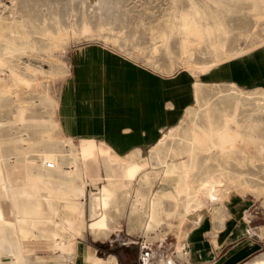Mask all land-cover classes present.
Listing matches in <instances>:
<instances>
[{
	"label": "crops",
	"instance_id": "1",
	"mask_svg": "<svg viewBox=\"0 0 264 264\" xmlns=\"http://www.w3.org/2000/svg\"><path fill=\"white\" fill-rule=\"evenodd\" d=\"M203 63L207 66L202 70L179 68L164 74L102 44L85 45L72 53L71 74L59 85L54 110L60 133L76 144L95 141L113 159L126 165L138 163L140 169L129 173L136 177L128 195L126 186L111 184L109 178L121 174H113L101 156L89 159L84 169L83 156L71 166L61 151L53 160L47 142L33 158L25 160L21 155L6 166L0 154V172H8L13 182L7 185L9 191L0 185V218L8 226L0 252H18L21 245L27 261L28 252H45L42 264H142L145 255L150 264H158L160 252H165L159 243L167 225L163 205L156 206L160 223L146 229L150 206L136 201L137 187L156 197L164 190L174 191V180L162 179L172 162H193L189 176L194 178L260 175L253 167L244 173L243 165L260 159L259 145L264 142L250 135L261 125L229 122L226 126L234 103L222 99L219 87L264 90V39ZM3 105L0 98V109ZM225 129L241 134L232 148L213 147L211 139L216 137L203 136ZM195 183L197 189L201 182ZM202 198V205L187 216L190 227L179 238L184 249L173 264H242L261 253L264 228L252 203L238 195L215 201L210 195ZM100 209L101 217L94 214ZM25 210L30 220L17 222ZM175 224H180V217ZM12 225H24L26 232L38 229L43 237L27 243Z\"/></svg>",
	"mask_w": 264,
	"mask_h": 264
},
{
	"label": "rangeland",
	"instance_id": "2",
	"mask_svg": "<svg viewBox=\"0 0 264 264\" xmlns=\"http://www.w3.org/2000/svg\"><path fill=\"white\" fill-rule=\"evenodd\" d=\"M263 39L264 0H0V98L4 103L0 109V154L4 165L19 161L21 155L25 160L33 158L47 142L51 143L53 160L59 158L61 151L67 157L68 166L77 164L81 156L84 157L83 168L89 159L104 157L106 161L103 163L112 173L121 174L110 177L113 179L111 184L118 185L126 175L130 190L136 176L131 178L129 173L139 171L138 163L126 165L113 159L108 149L99 147L95 141L76 144L59 131L54 110L59 85L71 74V54L85 45L102 44L149 69L167 74L179 68L202 70L207 66L204 61H211L217 55L236 53ZM219 89H223L220 91L222 99L234 103L226 126L229 122L254 127L261 125L260 130H251L250 136L260 137L264 142V90L246 91L233 85ZM239 105L243 106V112H240ZM204 133L206 138L214 135L216 138L211 139L213 147L220 149L226 144L232 148L236 137L241 136L238 131L232 133L230 129L216 134ZM167 135L165 133L164 137ZM220 139L223 147H220ZM259 148L260 159L243 165L244 173L253 167L260 173L258 176L194 178L189 176L193 163L187 168L188 161H184L178 162L179 171L174 172L172 178L186 179L190 198L200 206L204 194L210 195L213 201L243 196L252 203V211L259 214L258 222L264 228V144L261 143ZM172 163L164 170H170ZM234 165L235 162L233 168ZM3 172L12 185L8 172L1 171L0 176ZM198 181L201 183L195 189L193 186ZM90 189L85 201H88ZM140 191V187L135 190L136 201ZM185 198L182 194L177 202L164 198L160 203L167 225L164 238L159 241L165 251L160 252L161 263L155 256L158 264L178 263L177 256L184 249L179 238L190 227L189 219L182 223ZM101 213V209L94 212L96 215ZM26 215L29 220V214ZM178 217L179 225L175 224ZM160 220L155 223L149 218L146 229L155 228ZM10 227L17 228L27 243L43 237L38 229L26 232L24 225ZM6 232L8 226L0 218V246ZM68 242L71 248V240ZM17 247L20 248L18 252H0V264L43 263L45 252H28L27 261L26 252H22L21 245ZM14 254H17L18 261ZM71 257L67 258L72 260ZM263 257L264 249L242 264H255ZM109 264H113L112 261ZM142 264H150L148 255L144 256Z\"/></svg>",
	"mask_w": 264,
	"mask_h": 264
},
{
	"label": "bare ground",
	"instance_id": "3",
	"mask_svg": "<svg viewBox=\"0 0 264 264\" xmlns=\"http://www.w3.org/2000/svg\"><path fill=\"white\" fill-rule=\"evenodd\" d=\"M99 2V1H98ZM4 8V7H3ZM10 13V12H9ZM14 13H16V12H14ZM15 15V14H14ZM21 17V16H20ZM49 32H51L50 30H49ZM51 36V35H50ZM46 37V36H45ZM165 37H166V35H165ZM165 37H164V39H165ZM65 38V37H64ZM63 39V38H62ZM7 40V39H6ZM60 41V40H59ZM8 75V74H7ZM235 112H237V111H235ZM235 115H237V114H235ZM234 115V116H235ZM234 118V117H233ZM227 119V118H226ZM228 122V121H227ZM0 124H1V122H0ZM204 135V134H203ZM207 135H208V133H207ZM218 135V134H217ZM205 136V135H204ZM201 137H203V136H201ZM194 142H196V140H194ZM200 142V141H199ZM220 147H223V142L221 141V139H220ZM94 143V142H93ZM92 145V144H91ZM193 146H194V144H193ZM100 147V146H99ZM102 158H104V157H102ZM105 159V158H104ZM106 161V159L103 161V162H105ZM187 162V161H186ZM181 163V162H180ZM185 163V162H184ZM192 163L193 162H187L185 165H186V167L187 168H189L191 165H192ZM179 163L178 162H175V163H172V166H171V168H170V170H168V171H165L164 172V174H165V176H163V178L162 179H164V180H167V179H170V180H174L172 177L171 178H169L168 177V175H172L174 172H178L179 171V169H178V167H180L179 165H178ZM84 167V166H83ZM182 167V166H181ZM184 168V167H183ZM74 169H77L76 167L74 168ZM84 169H87V166L84 168ZM182 170V169H181ZM167 174V175H166ZM126 175H124L123 176V178L120 180V183L117 185V186H129L130 185V183H129V181L128 180H126L125 177ZM165 183V182H164ZM11 185V183L9 182V179L7 178V176H6V174H4V172L2 173V175L0 176V185H2V187H3V189L4 190H6L7 188H9V186L7 187V185ZM102 184V183H101ZM174 187H175V189H174V191H172V190H162L163 192L161 193V194H159L158 195V197H156V194H153L152 196H151V194H146V193H144V192H142V191H140V192H137V196H138V199H137V201L138 202H148V206H150V210H149V217H150V220L151 221H153V222H155V223H157V222H159V220H160V218L157 216V214H156V206H157V204H160L161 202H162V200L164 199V198H169V199H173L175 202H177L179 199H180V197H181V195L183 194V195H185V200H186V203H185V205H184V210H183V212H182V223L184 222V221H186L188 218H187V216H188V214L189 213H191L192 211H194L195 210V208L196 207H198V206H200L199 204H197L196 203V201H194L193 199H191L190 198V191H189V188H188V183H187V181H186V179H178V180H174ZM103 186V185H102ZM10 189V188H9ZM112 189V188H111ZM115 189V188H114ZM8 190V189H7ZM136 190V189H135ZM3 191V190H2ZM9 191V190H8ZM126 191V190H125ZM130 190L128 189L127 190V194H129L130 192H129ZM81 192H82V190H81ZM113 192V191H112ZM4 193V192H3ZM9 193V192H8ZM78 193H79V191H78ZM159 193V192H158ZM9 194H11V193H9ZM80 194V193H79ZM101 194V193H100ZM6 195H8V194H6ZM42 196V195H41ZM100 196V195H99ZM13 197H15V196H13ZM12 197V198H13ZM46 197V196H45ZM10 198V200H11V197H9ZM34 198V197H33ZM43 198V197H42ZM41 198V199H42ZM96 198H97V196H96ZM95 198V199H96ZM16 199V198H15ZM14 199V200H15ZM18 200H21L20 198H17ZM40 199V200H41ZM94 199V200H95ZM18 200H17V202H18ZM32 200V199H31ZM34 200H36V199H34ZM16 201V200H15ZM15 201H14V203H15ZM28 201V200H27ZM30 201V200H29ZM28 201V202H29ZM45 201V200H44ZM52 201V200H51ZM27 202V203H28ZM36 201H34V203H35ZM46 202V201H45ZM95 202V201H94ZM53 203V202H52ZM16 204H18V203H16ZM36 204V203H35ZM46 204H48V203H46ZM31 205V207L32 206H34V205H32V204H30ZM29 205V206H30ZM11 206H12V203H11ZM15 206H19V205H15ZM24 206V205H23ZM22 205H21V207H23ZM26 206H28V205H26ZM28 206V207H29ZM55 205H53V207H54ZM27 207V208H28ZM37 206H35V209H37L36 208ZM24 208V207H23ZM55 208H57V207H54V209ZM32 209V208H31ZM34 209V208H33ZM16 210H19V209H16ZM30 210V209H29ZM14 211V210H13ZM21 211H23V210H21ZM28 210H25V212H24V215H23V218L22 219H18L20 216L19 215H17V216H19V217H17V222H24V223H26V222H28L29 220L27 219V213L29 212H27ZM35 211V210H34ZM33 211V212H34ZM15 213V212H14ZM20 214V213H19ZM99 217H101V216H103V213H101V214H99L98 215ZM15 218H16V216H15ZM103 218V217H102ZM99 220V219H98ZM4 221V220H3ZM44 221V220H43ZM49 221V220H48ZM16 222V224H19V223H17ZM68 223H69V220H68ZM22 224V223H21ZM31 224V223H30ZM29 224V225H30ZM99 224V223H98ZM65 225H66V223H65ZM101 225V224H100ZM95 227V226H94ZM101 228V227H100ZM99 228L97 227V230H98ZM94 232H95V230H93ZM53 232V231H52ZM54 233V232H53ZM56 234H58V233H56ZM10 242V241H9ZM8 242V243H9ZM10 244H12V243H10ZM183 244V243H182ZM68 247L70 248V246L68 245ZM14 259L16 260V261H18V256H17V254H14ZM21 256H23V255H21ZM64 256V255H63ZM23 260H24V263H25V257H23ZM262 262V263H261ZM16 263H18V262H16ZM15 263V264H16ZM257 263H261V264H264V257L263 258H261V259H258V261H256V263L255 264H257Z\"/></svg>",
	"mask_w": 264,
	"mask_h": 264
},
{
	"label": "built area",
	"instance_id": "4",
	"mask_svg": "<svg viewBox=\"0 0 264 264\" xmlns=\"http://www.w3.org/2000/svg\"><path fill=\"white\" fill-rule=\"evenodd\" d=\"M49 165H51V163H49Z\"/></svg>",
	"mask_w": 264,
	"mask_h": 264
}]
</instances>
